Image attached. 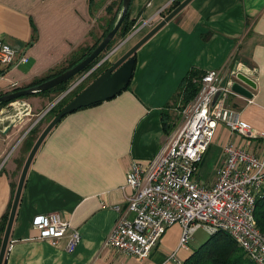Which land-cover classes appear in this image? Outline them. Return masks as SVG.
<instances>
[{"label": "crops", "instance_id": "crops-1", "mask_svg": "<svg viewBox=\"0 0 264 264\" xmlns=\"http://www.w3.org/2000/svg\"><path fill=\"white\" fill-rule=\"evenodd\" d=\"M100 1L0 0V36L15 50V60L0 68V94L47 74L92 40L93 31L102 33L108 19L97 23L106 13ZM172 1L131 0L129 20L138 31L105 52L110 53L106 61H115L139 40ZM133 55L132 77L124 90L66 114L39 145L25 176L3 264H172L169 255L181 234L178 223L166 229L145 258L103 243L122 213L133 216L126 207L131 192L124 188L126 173L133 162L144 165L157 154L168 137L164 121L178 123L175 110L189 70L221 68L226 74L239 64L256 85L241 84L250 98L235 96L231 102L240 120L264 133V0H191ZM51 96L31 94L18 99V111H0V216L10 202L12 184L16 187L18 163L28 153L21 141L29 125L60 97ZM14 119L18 122L3 133ZM227 143L264 158V138L248 139L219 123L198 165L199 183H214ZM49 212H58L78 229L80 240L73 251L66 250V237L56 244L36 237L32 218ZM193 249H177V258L184 261Z\"/></svg>", "mask_w": 264, "mask_h": 264}, {"label": "built area", "instance_id": "built-area-1", "mask_svg": "<svg viewBox=\"0 0 264 264\" xmlns=\"http://www.w3.org/2000/svg\"><path fill=\"white\" fill-rule=\"evenodd\" d=\"M137 31L135 26L130 34ZM109 52L59 96L63 97L84 81L107 60ZM14 58L15 50L0 36V68L10 65ZM21 59L26 60V57L22 55ZM239 72L249 76L239 64L226 74L221 68L206 70L199 79L196 95L183 105L178 123L157 154L147 164H131L124 188L131 189L126 197V207L133 216L128 219L122 213L118 217L105 238L104 247L145 258L150 256L166 229L178 223L181 234L177 249L187 250L193 232L198 228L209 234L223 230L255 264H264V231L257 227L254 215V201L264 187V158L227 143L223 146V158L214 183L205 186L195 177L219 123L248 139L264 138L263 132L254 130L238 118V111L231 102L230 98L235 96L249 99L231 89L234 83L244 84L236 76ZM16 103L18 99L11 101L10 107L18 111ZM31 225L37 231L38 239L52 244L66 237L69 252L80 240L78 229L71 227L58 212L38 213L32 218ZM177 249L169 255L171 262L184 264L177 258Z\"/></svg>", "mask_w": 264, "mask_h": 264}, {"label": "water", "instance_id": "water-1", "mask_svg": "<svg viewBox=\"0 0 264 264\" xmlns=\"http://www.w3.org/2000/svg\"><path fill=\"white\" fill-rule=\"evenodd\" d=\"M130 1L131 0H122L121 10L117 16V19L113 27L106 33V35L101 39L98 45H96V47L88 55L84 56V58L81 59L78 63L67 68L63 72L55 75L54 77L47 79L46 81H43L36 85L33 84V86L23 87L20 89L11 90L8 92H4L3 94H0V103L6 102V101L11 102L12 100H16L18 98L31 95L38 91L48 90L58 85V83L60 84L80 74V72L83 71V69L86 66H88L92 61H94V59L97 58L106 49L107 45L109 44L108 42L111 41V39L116 34L119 26L121 25L122 20L124 19V16L129 7ZM189 1L191 0L179 1L178 5L174 7L170 11V13L168 12L165 16H162L155 24H153L150 28H148L149 30L139 40L135 41V43L130 48H128L121 56H119L115 61L111 62L110 65L107 67V69H105L102 73H100L96 78L91 80L79 93H77L66 104H64L63 107L59 109V111L56 113V115H54L49 121H47V124L41 130V132L35 139L33 145L31 146L32 148H30V150L28 151L27 156L20 170V174H19V177L16 183L11 206H10L9 213H8V218L6 222L7 225L5 226V229H4L2 238H1L0 264H3L2 262L4 261V258H5L6 249L9 243L10 232H11V228L13 225L16 209L19 203V199H20V195H21V191L23 188V183L25 180L27 170L29 168V165L32 161V158L35 152L37 151L39 145L41 144L45 136L48 135V132L66 114L76 109L89 106V105L104 101L106 99L112 98L116 94L124 90L129 84L131 77H132L134 64H135V57L133 54L136 53L137 49L141 45H143L145 41L151 38L172 17H174L183 7H185L189 3ZM236 76L238 77L239 80L242 81V83L247 85L248 88L255 87L256 85L255 82L249 76H246L245 74L241 72L237 73ZM231 89H233L237 93L243 94L244 96L247 95L246 97L250 98V93L247 91L245 87H243L239 83H234ZM60 98H58L53 104H51V106L48 107L46 111L49 110V108H51ZM42 115L43 114H41L40 117L36 119L33 124H35L42 117ZM16 122H18V119H14L12 122L7 124L6 128L3 130V133H6L7 131H9L11 127L14 124H16ZM32 126L33 125H31V127ZM27 131H25V133ZM23 136H21L19 140Z\"/></svg>", "mask_w": 264, "mask_h": 264}, {"label": "trees", "instance_id": "trees-1", "mask_svg": "<svg viewBox=\"0 0 264 264\" xmlns=\"http://www.w3.org/2000/svg\"><path fill=\"white\" fill-rule=\"evenodd\" d=\"M115 3L116 2H111L108 6H106V11L111 12V8H113ZM178 3H179L178 0H173L171 3H169V5L166 8H164L160 12V16L161 17L165 16L168 12L170 13V11L174 7H176ZM121 6H122V1H120V6L117 7V11L110 18L108 24L103 29L104 31H102L100 35L95 37V41H93L92 44L86 45V46L82 45L78 47L76 50H74L69 55L68 58H66L60 64V66H58V68L50 70V72H48L47 74L45 73V75L32 80L28 84L24 86L20 85L19 87H15L12 90L33 86V84L36 85L38 83L46 81L47 79L54 77L55 75L63 72L67 68L78 63L81 59L84 58V56L88 55L96 47V45H98L101 39L113 27L117 19L118 13L121 10ZM134 27H135V21L129 20V7H128L121 25L119 26L116 34L111 39V41L108 42L109 44L107 45L106 49L97 58H95L94 61H92L88 66H86L83 69V71H81L80 73L86 72L87 70L92 68L94 65H96V63L100 61V58H102L104 53L109 51L110 48H112L115 45L117 38L118 37L121 39L125 38L132 31V29H134ZM109 65H110V62L106 60L102 62L100 65H98L96 69H94L92 73H90V75L86 77L87 79L85 78L84 81L79 83L73 89L69 90L56 104H54L51 108H49V110H47L45 115L51 114V118L54 115H56V113L59 111V109L63 107L64 104H66L71 98H73L77 93H79L91 80L96 78L100 73H102L105 69H107ZM202 74L203 72L192 69V70H189V72L183 79L182 87L180 90V94L182 95L181 107L184 104H186V102L190 101L196 95L199 89V79ZM72 79L73 77L60 84L58 83V85L48 90L35 92L33 93V95L36 93L50 94L53 92H57L59 96V94L65 92L70 87V83ZM23 98H25V96L18 98V99H23ZM7 103H8L7 101L1 102L0 108ZM42 119L40 118L38 122H40ZM163 125H164L163 128L166 133H170L173 130V129L170 130L171 126L170 127L167 126V125H173L171 124V122L168 123L164 121ZM36 126L37 124L33 125V127L28 131L27 133L28 136L25 138L22 144V149L26 153L30 150V148H32L31 146L33 145L35 139L40 133V130L36 128ZM175 126H176V123L174 124L173 128ZM23 162H24V158H22L21 161H19L18 167H21ZM14 189H15V184H12V196H11L10 202L4 214L0 216V244H1V238L3 235L4 229H5V226L7 225L6 222H7L8 213H9V209H10L12 198H13ZM254 202H255L254 215L256 218L257 227L260 230L264 231V187L261 189L260 193L256 196V200ZM233 240L234 239L226 231L216 230L215 233L209 234L208 238L203 243H201L197 248H194L191 251L189 256L186 259H184V264H255L248 257V255L244 253L245 251L242 250V248Z\"/></svg>", "mask_w": 264, "mask_h": 264}, {"label": "rangeland", "instance_id": "rangeland-1", "mask_svg": "<svg viewBox=\"0 0 264 264\" xmlns=\"http://www.w3.org/2000/svg\"><path fill=\"white\" fill-rule=\"evenodd\" d=\"M120 1H122V0H101L100 1V4H103V8L105 7V11H106V6H108L111 2H116L115 3V5L113 6V8H111V12H107L106 11V13L105 14H102L100 17H99V19L97 20V23H99V24H102L101 22L102 21H105V20H107L106 22H109V20H110V18L115 14V12L117 11V7L118 6H120ZM105 5V6H104ZM108 14H110L109 16H108ZM158 21V20H157ZM99 30V29H98ZM97 30V31H98ZM101 31H98V35H100L101 33H100ZM95 37H96V35H95V31H94V33H93V39L92 40H90L89 42H87V43H85V44H82L83 46H86V45H90V44H92L93 43V41H95ZM123 40V39H122ZM121 38H117V40H116V43H120L121 41ZM60 66V65H59ZM55 68H58V66H56V67H54L53 69H55ZM52 69V70H53ZM91 69V68H90ZM50 72V71H49ZM83 73H80V74H78V75H76V76H74L73 77V79L71 80V83H70V85H72L74 82H75V80H76V78H78L80 75H82ZM87 79V78H86ZM50 94H52V96H51V98L52 97H54V96H56V95H58L57 94V92H53V93H50ZM33 95V94H32ZM60 95V94H59ZM29 96H31V95H28V96H25V97H29ZM14 101H16V100H14ZM10 103L11 102H9L8 101V103L7 104H5L4 106H2L1 108H0V111L2 112V110L4 109H8V110H10L11 112H14L15 110H13L12 109V107H10ZM182 104V103H181ZM181 104L179 105V106H177L176 107V110H175V120H176V118L178 117V119H180V112H181V109H182V107H181ZM15 106H16V108L18 107V104L16 103L15 104ZM50 118H51V114H46V115H44V117H43V119L40 121V122H38L37 121V123H35V124H37V126H36V128H38L39 130H40V132H41V130L43 129V127H44V125L47 123V121H49L50 120ZM179 121V120H178ZM175 122L176 121H174L173 123H171V124H173V125H167V126H171V128H170V130H172L173 129V126H174V124H175ZM34 124V125H35ZM220 124H222V123H220ZM31 126V124L29 125V127ZM170 130H169V132H170ZM170 133H167V135H169ZM28 136V134H26V136L22 139V141H21V146H22V144H23V142H24V140H25V138ZM208 236H209V233L208 232H206L203 228H198V229H196L194 232H193V236H192V239L190 240V242H189V244L188 245H190V247L191 248H197L201 243H203L207 238H208Z\"/></svg>", "mask_w": 264, "mask_h": 264}, {"label": "flooded vegetation", "instance_id": "flooded-vegetation-1", "mask_svg": "<svg viewBox=\"0 0 264 264\" xmlns=\"http://www.w3.org/2000/svg\"><path fill=\"white\" fill-rule=\"evenodd\" d=\"M31 128V127H30ZM30 128H29V130H30Z\"/></svg>", "mask_w": 264, "mask_h": 264}]
</instances>
